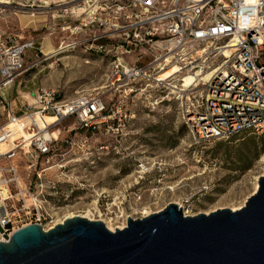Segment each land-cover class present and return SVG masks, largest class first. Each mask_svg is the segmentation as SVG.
<instances>
[{"label":"rangeland","instance_id":"rangeland-1","mask_svg":"<svg viewBox=\"0 0 264 264\" xmlns=\"http://www.w3.org/2000/svg\"><path fill=\"white\" fill-rule=\"evenodd\" d=\"M1 12H27L35 20L32 28L14 34L17 42L34 44L24 54L25 68L12 89L6 90L14 108L24 101L31 103L43 87L61 98L97 93L106 104L103 114L110 116L107 124L93 130L80 129L73 119L55 127L60 152L38 165L52 166L40 171L39 186L48 193L42 201L43 228L87 210L92 220L104 219L114 226L126 224L129 216H144V210L158 212L169 203H177L185 215L232 209L254 193L264 173V132L198 141L179 117L176 103L151 106L143 84L124 99L118 119V92H109L106 84L112 53L119 54L126 45L117 47L123 37L110 26L121 23L112 1L0 0ZM42 16L46 24L38 25ZM97 22L106 24L96 27ZM48 30L58 37V48L69 43L73 47L47 58L36 37ZM105 32L108 36L101 37ZM7 36L0 38L7 40ZM123 57L132 62L138 52ZM3 118L1 107L0 123Z\"/></svg>","mask_w":264,"mask_h":264},{"label":"built area","instance_id":"built-area-1","mask_svg":"<svg viewBox=\"0 0 264 264\" xmlns=\"http://www.w3.org/2000/svg\"><path fill=\"white\" fill-rule=\"evenodd\" d=\"M109 1L122 17L120 0ZM137 1L144 12L125 15L124 25L110 24L123 37L117 47L126 45L119 54L112 53L106 84L109 92H118V119L124 99L143 84L151 106L176 103L179 117L198 141L227 138L245 130L263 133L264 0ZM88 16V23H93L94 18ZM104 24L97 22L96 27ZM33 45V41L17 42L14 35L0 38L1 88L12 89L25 68L24 54ZM134 50L137 60L129 62L123 57ZM143 56L146 59L139 60ZM206 71L212 75L200 80ZM190 74L196 79L186 83ZM37 90L33 101H24L19 108L12 105L11 93L7 97L0 93L4 108L0 123L1 242L23 225L42 226V201L48 193L39 186L40 171L52 166L38 165L60 152L55 127L73 119L80 129L93 130L107 124L110 117L103 114L106 104L97 93L61 98L53 89ZM50 115L54 122L48 124L44 117Z\"/></svg>","mask_w":264,"mask_h":264},{"label":"water","instance_id":"water-1","mask_svg":"<svg viewBox=\"0 0 264 264\" xmlns=\"http://www.w3.org/2000/svg\"><path fill=\"white\" fill-rule=\"evenodd\" d=\"M0 264H264V173L236 209L185 215L177 203L111 231L78 215L0 241Z\"/></svg>","mask_w":264,"mask_h":264},{"label":"crops","instance_id":"crops-1","mask_svg":"<svg viewBox=\"0 0 264 264\" xmlns=\"http://www.w3.org/2000/svg\"><path fill=\"white\" fill-rule=\"evenodd\" d=\"M29 15L30 14H27V12H23V13H17V12L16 13H3L1 12L0 14V37L1 35H4V37H6L7 35H14V34L16 35V33L18 32L26 31L28 30V28H32L33 25H35V20L34 18L30 19ZM41 19L42 20L40 22H37L39 23L38 25H45L46 24L45 17L42 16ZM38 27L43 28V26H38ZM36 29L38 28L36 27ZM36 38H37L36 43L40 45L39 46L40 51L46 56L48 55V53L58 48L55 42V40L58 39V37L56 36L54 31H50V30H48L47 32L45 31L42 35H39ZM5 97H7V94Z\"/></svg>","mask_w":264,"mask_h":264},{"label":"bare ground","instance_id":"bare-ground-1","mask_svg":"<svg viewBox=\"0 0 264 264\" xmlns=\"http://www.w3.org/2000/svg\"><path fill=\"white\" fill-rule=\"evenodd\" d=\"M120 3H121V11L123 13V16L120 18V22L121 24L124 25V23L126 22V19H125V15H129L131 14L134 10H136L137 12H144V7L143 5L137 1V0H120ZM80 10V13H84L85 9L82 7V8H79ZM73 47V44H63L62 46H60L59 48H57L56 50L48 53L47 55V58L50 57V56H55L57 55L58 53H61L63 51H67L68 49L72 48ZM212 75V72L211 71H206L204 73H202L201 77H200V80L201 79H208L210 76ZM194 79V76H192L191 74L190 75H187L186 78H185V82L186 83H189V82H192ZM7 86H3V88L0 89V93L1 95H5L6 96V90H7ZM44 121H46L48 124L50 123H53L54 120H53V117L50 115V116H45L44 117ZM257 188V183L255 184V187L253 189V191L255 192ZM241 206H236L234 208H232V210H236L238 208H240ZM88 212L85 213V214H75V213H70L68 214V216H65L63 219H60L59 221L57 222H54L53 225L57 224V223H61L64 219L68 218V217H71V216H80V217H87L89 218L90 220H92V214H91V211L87 210ZM210 211H213V210H210ZM209 212V211H207ZM151 211H148V210H144V215H148L150 214ZM197 214V213H195ZM105 226H107V228L111 231H114L115 228H123L125 227V223H122V224H116L114 226H110L104 219H102ZM50 226L49 228L53 227Z\"/></svg>","mask_w":264,"mask_h":264},{"label":"trees","instance_id":"trees-1","mask_svg":"<svg viewBox=\"0 0 264 264\" xmlns=\"http://www.w3.org/2000/svg\"><path fill=\"white\" fill-rule=\"evenodd\" d=\"M249 131L252 132L251 130H245V131H243V132H249ZM240 133H242V132H240ZM252 133H253V132H252Z\"/></svg>","mask_w":264,"mask_h":264}]
</instances>
